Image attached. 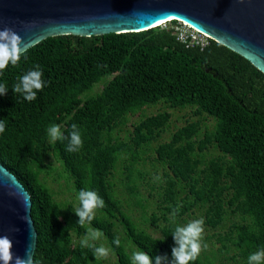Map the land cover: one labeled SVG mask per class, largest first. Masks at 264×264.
I'll return each mask as SVG.
<instances>
[{
  "label": "trees",
  "instance_id": "16d2710c",
  "mask_svg": "<svg viewBox=\"0 0 264 264\" xmlns=\"http://www.w3.org/2000/svg\"><path fill=\"white\" fill-rule=\"evenodd\" d=\"M168 22L137 32L50 36L21 52L18 66L9 64L0 73V84L8 88L0 95V162L30 194L34 264H112L81 246L89 229L101 231L114 264H132L128 244L153 264L157 255L167 258L161 264H171L172 233L196 211L206 229L223 230L206 235L220 245L208 254L202 250L190 264H249L250 254L264 250V72L209 37L203 46L180 41L173 27L179 21ZM37 65L45 87L28 102L12 86ZM95 85L102 88L93 92ZM158 102L191 107L199 117L167 140L161 138L171 120L168 109L128 126L130 115ZM203 114L214 120L212 128H202ZM52 125L66 139L52 141ZM72 125L83 146L69 153ZM210 147L218 154L206 158ZM51 174L67 181L69 199L56 200L45 179ZM117 179L130 195L140 197L135 179L155 195L145 221L158 236L135 226L131 201L125 210L119 199ZM82 189L96 191L105 207L80 226L73 211Z\"/></svg>",
  "mask_w": 264,
  "mask_h": 264
},
{
  "label": "water",
  "instance_id": "95a60500",
  "mask_svg": "<svg viewBox=\"0 0 264 264\" xmlns=\"http://www.w3.org/2000/svg\"><path fill=\"white\" fill-rule=\"evenodd\" d=\"M172 19L264 72V0H0V29L22 38L21 52L50 36L137 32ZM31 206L25 186L0 162V236L13 241L14 256L24 257L26 250L34 256Z\"/></svg>",
  "mask_w": 264,
  "mask_h": 264
},
{
  "label": "clouds",
  "instance_id": "9594fccd",
  "mask_svg": "<svg viewBox=\"0 0 264 264\" xmlns=\"http://www.w3.org/2000/svg\"><path fill=\"white\" fill-rule=\"evenodd\" d=\"M22 38L11 28L0 29V73H2L9 64L13 67L18 66L21 59V44ZM43 72L40 70L39 65L35 67V70L28 71L21 77H18V83L12 86L15 94H22L23 98L32 102L37 98V93L42 91L45 87V81L42 79ZM7 86L0 84V95L7 93ZM5 131V122L0 120V134ZM48 135L52 141H63L66 137L61 132L59 126L52 125L48 128ZM68 145L66 151L74 153L80 150L83 146V140L80 130L76 125H72V130L69 133ZM160 179L159 176L156 177ZM80 207L73 211L76 216L79 217L78 224L83 226L86 222L90 223L94 219V212L96 209H102L105 207V201L96 192L92 190L82 189L78 194ZM27 208V204L25 203ZM176 211H179L177 206ZM28 220V217H24ZM203 219L195 220L188 223L184 227H175L172 237L175 242V247L172 248L171 264H190L195 261L200 252L207 248V244H202L203 237ZM102 235L99 229H89L85 239L81 241L82 247H88L93 250L95 258L106 257L108 250L103 246H96L90 241H96ZM119 245L120 241L117 239L114 241ZM13 241L7 236H0V262L2 264H33V256L30 251L26 250L25 256H14L12 252ZM162 259L166 257L156 256L155 264H161ZM249 264H264V250L252 253L248 257ZM132 264H153L152 257H150L144 251H138L132 255Z\"/></svg>",
  "mask_w": 264,
  "mask_h": 264
},
{
  "label": "rangeland",
  "instance_id": "374dc122",
  "mask_svg": "<svg viewBox=\"0 0 264 264\" xmlns=\"http://www.w3.org/2000/svg\"><path fill=\"white\" fill-rule=\"evenodd\" d=\"M169 24V22H164L161 25H166ZM105 80H108L107 77H103L102 81L104 82ZM95 85L93 92L98 91L99 89L102 88V85H99V87ZM163 109H168L171 112V120L169 122V126L168 128L163 132L162 138L161 140H167L170 138L171 133L179 126H181L182 124H185V122L187 120L191 121V120H196L199 116H195L193 115L192 112V108L191 107H185V108H168L166 107V105L162 102H158L157 104L151 105V106H146L143 109L138 110L136 113L132 114L129 116V123L128 126L131 127V124L136 121L137 119H139L141 116L150 114V113H155L157 111H161ZM201 120H202V128L204 129L205 127L207 128H212L214 120L206 115H201ZM218 154V151L216 149H214L213 147H210L208 149V151H206V158H209L211 156H214ZM58 170H61V168L59 166H57ZM150 172H152V170H150ZM160 173V170H159ZM134 174V173H133ZM135 175L132 176L131 178V184H133V180H134ZM46 179V183L47 185L51 188L52 192L54 193V197L56 198V200H63V199H69L71 196V193L69 192V188H68V183L67 181L62 177L59 180H55L56 178L54 177L53 174L48 175L47 177L45 176ZM149 179V178H148ZM154 179V176L152 177V179H149L150 183L152 182V180ZM120 179H117V185L118 188L121 191L119 192V199H123V204H124V208L125 210H127V204H128V200L131 201V211H128L129 216L131 217V219L133 220L135 226H139L138 228H142V229H146V231H149L151 234L158 236L159 235V231L153 229V227L150 225V223L145 221V218L149 217L151 212H152V208L154 207V203L152 202V197H155V195L153 194V196H150V189L148 188V186H146L143 182L135 179L136 181V187H137V191L139 192V196L140 197H136L134 195H130L128 194V191L125 189V184L121 185L120 184ZM128 183V182H126ZM130 184V186H131ZM127 185V184H126ZM123 190V192H122ZM155 193L157 191H154ZM127 197V200L124 198ZM145 197H148V200H145ZM73 199V197H72ZM146 203V207H145V215L143 214V211L141 210L142 205H144ZM139 206V207H138ZM130 208V207H128ZM202 219V215L200 214V211H196L195 214H192L190 216L187 217V223L185 225H187L188 223L195 221V220H200ZM229 222V221H227ZM145 227V228H144ZM204 232H203V237H202V244H207V248L203 249L204 253L208 254L209 251L212 248H216L217 246H219L220 244L217 243V241H215L213 239V237L207 238L206 235H211L213 233V231H217V230H223V228H216V229H211L208 228L206 229L204 226ZM118 229L119 231L120 229V225H118ZM121 235H123L122 233H120ZM98 243L105 247L108 250V255L106 257H102L107 263H112L114 264L116 261V257L114 255V253L109 249L106 240L100 236V238L98 240ZM136 248V249H134ZM127 249L129 251H132V253L138 252V248L136 246H132L130 244L127 245ZM141 251V250H140ZM227 264H229L230 262H227ZM213 264H219V261L216 260L213 262Z\"/></svg>",
  "mask_w": 264,
  "mask_h": 264
},
{
  "label": "built area",
  "instance_id": "2783aa9c",
  "mask_svg": "<svg viewBox=\"0 0 264 264\" xmlns=\"http://www.w3.org/2000/svg\"><path fill=\"white\" fill-rule=\"evenodd\" d=\"M177 38L189 45L199 44L201 46L207 43V36L191 28L184 22L173 25Z\"/></svg>",
  "mask_w": 264,
  "mask_h": 264
}]
</instances>
